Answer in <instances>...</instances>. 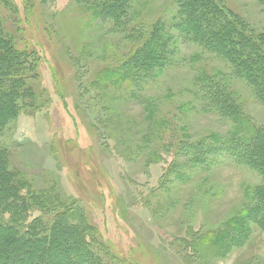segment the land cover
I'll return each instance as SVG.
<instances>
[{"label":"rangeland","instance_id":"rangeland-1","mask_svg":"<svg viewBox=\"0 0 264 264\" xmlns=\"http://www.w3.org/2000/svg\"><path fill=\"white\" fill-rule=\"evenodd\" d=\"M177 1L131 0L112 20L97 18L90 0H0L5 31L34 61L26 74L36 94L0 128V150L36 190L81 211L106 264H264L255 224L242 244L217 240L264 177L230 158L234 126L209 98L230 93L263 134L264 105L225 62L170 29ZM224 6L264 35L258 0ZM162 21L178 42L162 76L133 88L99 79ZM54 214L32 210L30 219Z\"/></svg>","mask_w":264,"mask_h":264},{"label":"trees","instance_id":"trees-1","mask_svg":"<svg viewBox=\"0 0 264 264\" xmlns=\"http://www.w3.org/2000/svg\"><path fill=\"white\" fill-rule=\"evenodd\" d=\"M224 1L178 0L175 19L169 27L225 62L264 105V35L249 33ZM258 1L264 5V0ZM130 3L131 0H90L88 6L97 18L120 20L128 13ZM166 25L165 21L157 22L125 63L105 70L99 79L118 88L121 84L133 88L138 82L162 76L178 45ZM33 64L0 19V128L14 121L24 104L34 106L36 94L26 74ZM211 94L209 99L217 114L230 118L234 126L225 144L226 152L239 165L256 169L264 177V134L247 122L230 93ZM247 197L251 206L238 219L231 220L218 241L228 239L231 246L242 244L251 224L264 231V182ZM32 210L55 214L49 217L51 221L43 222L41 217L31 220ZM81 216L78 208L36 190L22 172L11 168L7 152L0 150V264H106L94 251L96 241L92 236L96 230L83 224Z\"/></svg>","mask_w":264,"mask_h":264}]
</instances>
